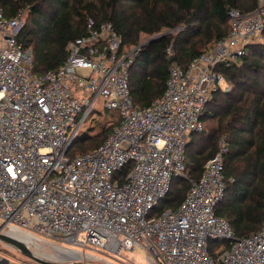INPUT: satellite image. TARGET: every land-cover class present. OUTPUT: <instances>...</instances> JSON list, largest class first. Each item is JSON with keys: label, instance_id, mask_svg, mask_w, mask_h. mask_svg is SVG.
I'll use <instances>...</instances> for the list:
<instances>
[{"label": "built area", "instance_id": "2783aa9c", "mask_svg": "<svg viewBox=\"0 0 264 264\" xmlns=\"http://www.w3.org/2000/svg\"><path fill=\"white\" fill-rule=\"evenodd\" d=\"M25 9L5 16L0 7V229L105 254L136 250L146 264H264V221L240 237L215 213L226 190L225 135L198 179L185 172L189 134L203 129L200 115L221 87L218 67L239 63L264 31V0L246 13L229 8L228 34L184 67L171 61L163 93L145 107L129 90L138 46L122 48L111 21L89 17L63 63L37 75L31 48L17 38ZM104 110L119 115L108 137L70 154ZM175 177L189 182L183 200L153 213Z\"/></svg>", "mask_w": 264, "mask_h": 264}, {"label": "trees", "instance_id": "16d2710c", "mask_svg": "<svg viewBox=\"0 0 264 264\" xmlns=\"http://www.w3.org/2000/svg\"><path fill=\"white\" fill-rule=\"evenodd\" d=\"M257 1L0 0V7L5 16L26 8V21L17 38L31 48L32 70L37 75L63 63L67 44L86 32L89 17L96 22L111 21L121 37L122 48L138 46L129 66V90L134 105L145 107L160 97L165 88L170 64L168 47L173 61L186 66L213 41L228 34L229 8L246 13ZM141 34L159 35L141 44ZM218 70L231 84L232 91L223 93L219 88L204 107L200 115L203 129L191 132L186 144L185 172L189 178L198 179L207 160L217 151L219 137L225 135L226 190L215 213L226 218L235 234L243 237L257 231L264 221V41L247 44L239 63L220 65ZM107 114H115L111 127L97 121L93 126L97 127L96 133L82 135L90 137V144L74 146L79 136L70 151L73 147L80 151L77 153H85L102 143L119 121L116 110ZM216 117L214 125L204 131L206 122ZM180 178L182 182L175 188L171 183L169 193L153 213L175 209L180 204L189 187L188 180Z\"/></svg>", "mask_w": 264, "mask_h": 264}, {"label": "rangeland", "instance_id": "374dc122", "mask_svg": "<svg viewBox=\"0 0 264 264\" xmlns=\"http://www.w3.org/2000/svg\"><path fill=\"white\" fill-rule=\"evenodd\" d=\"M260 0L257 1V3ZM25 9V8H23ZM26 14L27 11L25 9L24 14V21H26ZM24 23V22H23ZM166 30H163V32ZM159 34H141L140 35V43H145L149 40V38L153 36H158ZM254 41H264V33H261ZM223 93H228L232 91L231 84L226 80L225 77H223V80L221 81V87H220ZM222 93V94H223ZM105 112H109V110H104ZM219 110H217V113ZM102 114L98 115L95 120L90 123L89 128L86 130H82L80 132V137L75 143L74 146L79 144H90V137L82 136L85 133L93 135L97 131V127L93 128L97 124V121H100L101 124H103L104 127H111V125L114 122L115 114L108 115V114ZM216 118L209 119L206 122V127L210 128L214 123L216 122ZM94 129V132H92L90 129ZM92 129V130H93ZM96 129V130H95ZM89 135V136H90ZM82 137V138H81ZM197 137V136H196ZM76 152V153H75ZM77 152H80L79 150H76L72 147L70 154H77ZM182 179L174 178L172 181V187L175 188L178 183H181ZM0 219V223H1ZM6 229H0V234H7L11 237L17 238L21 241H23L31 250V252L39 257L49 259V260H57V261H63V262H81L84 264H127L124 262V259H127L135 264H146L147 260L145 257L136 250H122L118 255H112V254H105L100 253L98 251H93L88 248H85L83 246L73 245V244H67L60 240H46V241H39L32 236L28 235L25 232L19 231V230H9L5 231ZM79 239H82V234L79 235ZM220 242H214L212 243V249L220 245ZM60 246V247H59ZM69 246V247H68ZM65 247V248H62ZM66 248H73V249H66ZM75 249V250H74ZM91 253V254H90ZM0 256L3 258L11 259V260H25L30 261L31 259L27 256L23 255L18 248L10 244L9 242L3 240L0 237ZM96 256V257H95ZM98 257V258H97ZM38 264V263H37Z\"/></svg>", "mask_w": 264, "mask_h": 264}, {"label": "water", "instance_id": "95a60500", "mask_svg": "<svg viewBox=\"0 0 264 264\" xmlns=\"http://www.w3.org/2000/svg\"><path fill=\"white\" fill-rule=\"evenodd\" d=\"M156 36H153L151 38H149V40L151 39H154ZM143 44V43H141ZM169 61H173V56L170 55L169 56ZM0 237L9 242L10 244H12L13 246H15L16 248H18L20 250V252L27 256L28 258H30L31 260H33L34 262L38 263V264H84V263H81V262H63V261H57V260H49V259H45V258H42V257H39L35 254H33L31 252V250L29 249V247L21 240L17 239V238H14V237H11L7 234H0ZM1 262H7V259H2Z\"/></svg>", "mask_w": 264, "mask_h": 264}, {"label": "bare ground", "instance_id": "6f19581e", "mask_svg": "<svg viewBox=\"0 0 264 264\" xmlns=\"http://www.w3.org/2000/svg\"><path fill=\"white\" fill-rule=\"evenodd\" d=\"M69 247V246H68Z\"/></svg>", "mask_w": 264, "mask_h": 264}]
</instances>
